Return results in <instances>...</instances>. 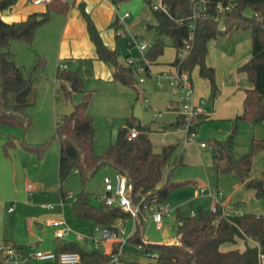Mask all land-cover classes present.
<instances>
[{
    "label": "trees",
    "instance_id": "obj_1",
    "mask_svg": "<svg viewBox=\"0 0 264 264\" xmlns=\"http://www.w3.org/2000/svg\"><path fill=\"white\" fill-rule=\"evenodd\" d=\"M126 2L129 0H114ZM152 6V0H147ZM205 1L206 10L198 12L192 28L191 15L196 2ZM18 0H0V13L12 9ZM169 14L154 11L156 24V41L146 53V58L153 64L164 54V39L169 38L173 47L178 50L190 46L186 57L179 61L176 56L173 62L181 71L190 73L198 67L202 78L211 83V99L219 96L216 84L215 69L207 65V44L219 34L234 28L250 30L252 38V57L239 68L249 74L253 84L246 90L243 113L236 120L252 123L264 121V0H163ZM218 5L229 6L228 10L218 11ZM87 21L91 40L94 42L99 59L114 69V79L123 85L135 88L136 74L134 69L119 63L116 50L107 47L99 34L92 18L80 5ZM247 8L252 15H246ZM71 9L69 0L46 1V11L30 14L25 20L7 22L0 15V136L3 125L20 126L25 130L32 124L27 109L31 105V95L35 84L41 79L47 60L37 55L33 65L27 69L17 61L11 47L15 41L32 45L37 29L56 14L67 15ZM116 30V23H114ZM59 90L67 102L73 93H83L80 103L74 105L76 111L72 116L62 115L56 122L55 138L60 146L59 182L63 199L68 195L64 183L72 174H78L83 189L72 203L74 215L81 220H91L100 227H112L118 218L128 219L129 215L119 208L107 205L101 197L95 196L86 189L88 181L102 166H110L117 173L127 176L132 187L135 203L143 205L156 199L159 203L166 201L175 190L185 187L193 181L164 180V171L172 159L178 144H167L161 152L154 150L149 137L148 127L137 124L134 117L126 120L124 127L118 130L116 141L111 142L103 154L95 152V134L93 118L87 113L92 92L85 89L84 77L75 70L60 69L56 72ZM137 100L139 98L137 97ZM207 119L200 115L193 129ZM186 121L184 115L169 125L168 129H178ZM132 129L138 131L135 138L130 137ZM17 138L10 136L4 145L5 152L17 146ZM22 147L43 157L47 144H32L24 140ZM218 148L215 166L220 175L234 174L244 189L254 190L258 199L264 200V169L259 177L252 176L254 156L264 150V138L251 142V153L235 158L232 154L233 137L225 141H214ZM182 157L173 162V166L182 164ZM183 225L177 229V244L145 245L147 250L155 252V259L135 261L121 257L120 264H260V255H264V214L243 213L237 216H223L216 211L198 207L192 216L182 217ZM144 222L139 220L130 239L132 246L143 242ZM243 242L245 248L224 249L225 245L237 246ZM57 251H73L81 255V264H113L112 253L85 250L76 242L64 243L57 240ZM26 264H59L53 262Z\"/></svg>",
    "mask_w": 264,
    "mask_h": 264
},
{
    "label": "rangeland",
    "instance_id": "obj_2",
    "mask_svg": "<svg viewBox=\"0 0 264 264\" xmlns=\"http://www.w3.org/2000/svg\"><path fill=\"white\" fill-rule=\"evenodd\" d=\"M18 3L19 0L16 3V8H20ZM117 3H119L117 11L120 16L129 13V17L124 21V28L121 29L122 32L128 33L127 38L123 35L117 36L118 61L125 65L129 56L135 62L143 61L157 36L154 29L148 28L150 25L156 24L153 6L147 0H129ZM7 11L11 12V10ZM252 13L251 8H247L245 11L246 15H252ZM130 37H135L139 43L148 45V49L141 53L136 46L129 48L127 41ZM164 43L165 50L160 63L175 61L176 50L171 40L165 38ZM11 49L16 54L18 63L27 69L33 65L37 55L43 56L47 60V66L41 79L35 84L30 98L31 105L27 109L32 118L30 128L25 130L20 126L11 125L1 127L0 241L15 243L18 247L23 248L26 256H29L36 249H40L38 248L39 240L47 239L44 244H39L41 248L51 247L54 230L49 227L48 221L62 218L74 234L70 239H75L77 234L83 235L87 240L78 241L77 244L85 250L106 253L110 250L109 242L95 243L92 240L94 236L98 235L96 223L91 220L78 219L72 211V203L83 189L78 174H72L67 179L63 186L68 195L65 199L61 196L59 142L55 138V133L56 122L62 115H65L68 101L66 102L61 94H58L59 82L56 79L58 66L53 61L52 54L44 55L39 52L34 42L32 45H28L23 41H15ZM156 66L158 65L151 63L150 74L136 75L135 88L117 83L118 89H114L112 95L106 94L108 85L100 81L96 83L98 85L96 90H91L93 82H85V89L92 92V102L87 113L93 118L95 152L97 154H103L108 145L116 141L118 130L126 123L129 116H133L135 106L139 101L138 97L143 100L141 116L136 119V122L148 127L154 150L161 152L164 145L178 144L172 159L165 168L164 180L169 178L171 181L194 182L175 190L165 201L174 210L171 216L166 219L169 222L166 227L170 229V236H165L162 230L157 229L153 219L144 222V237L151 244L166 243L175 236L179 216H191L198 207L211 209L214 199L210 191L218 190V186L223 189L224 185L215 166L218 154L215 140L225 141L230 136L235 137L236 144L232 149V154L237 159L251 153V145L245 141L249 139L251 125H248L247 122L238 125L239 122L233 120L234 118L231 121H226L212 117L203 122L195 130V135L189 139H186L184 128L168 129L170 124L176 122L178 116L177 110L170 109L171 104H178L182 109V105L186 102L183 92L171 85L167 74L157 72ZM141 77H144V82L139 81ZM83 95V93H73L70 101L75 104L80 103ZM189 104L201 106L204 112H207L206 107L211 106V101L200 99L197 102L194 92L193 97L189 99ZM197 117L194 121L198 119ZM10 136L19 140L17 146L9 149L6 154L4 145ZM22 140L32 144H47L44 156L38 157L34 152L24 149ZM202 143L205 144L204 148L201 147ZM180 157H182L183 163L173 166V162ZM263 169L264 154L259 156L257 154L253 159L252 175L255 174V178L259 177ZM116 175L117 172L114 168L102 166L89 179L86 189L95 196L101 197L105 193V177L114 179ZM29 185L34 189L32 194ZM230 186L229 184L228 187ZM201 188L206 189L201 191ZM227 195L224 196L227 197ZM242 205L243 209L249 212L264 214V200L256 198L255 195L247 197ZM10 208H13V211H10ZM240 210L242 211V208ZM38 223L43 225L42 229L38 228ZM133 226V219H128V233L132 231ZM225 246L224 249L238 247L243 250L245 248L243 242L237 246ZM126 251L131 254L129 259L146 260L143 253L132 245L127 246Z\"/></svg>",
    "mask_w": 264,
    "mask_h": 264
},
{
    "label": "crops",
    "instance_id": "obj_3",
    "mask_svg": "<svg viewBox=\"0 0 264 264\" xmlns=\"http://www.w3.org/2000/svg\"><path fill=\"white\" fill-rule=\"evenodd\" d=\"M46 1L49 0H45V3L36 4L34 0H19L18 5L20 8H16V5L10 9L11 12L6 10L5 12H1L0 15L2 18L4 17L3 19L7 22L25 20L32 13L46 11ZM69 1L71 2L69 13L67 15L56 14L52 17L50 22L41 25L37 29L34 44L39 52L44 55L52 54V59L56 62L58 68L62 65L65 69L78 71L84 77L85 82H93L94 84H92L91 90H96V88H98L96 83L100 81L108 85L106 94L112 95L113 90L118 89L117 83L120 82L114 79L113 67L99 59L96 46L90 38L88 24L81 11L80 5L84 4L86 11L96 25L105 45L110 49L116 50L117 53V33L114 23L117 18L116 15L118 14L117 7L119 3L114 0ZM207 47L208 54L206 62L207 65L215 69L216 84L220 93L217 99L213 101L211 99L210 81L200 76L198 67L193 70L191 76L194 83L195 100L197 102L200 99H208L211 101V106L209 105V107L207 106L208 108L206 107L207 112L203 110L204 115L207 117L203 122L210 120L212 117L224 119L226 121H231L234 118L233 120L236 121V117L243 113L246 90L253 87L251 80H249V74L239 70V68L245 65L252 57L251 32L247 29L234 28L211 39ZM161 57L155 62V64L158 65L155 70L167 75L174 74L176 72V67L173 65L174 61L160 63ZM125 66H127V64H125ZM170 109L177 110V121L178 117L182 115L180 106L178 104H171ZM236 122H239L238 125H240L247 121L237 120ZM247 123L251 125L249 128L251 133L249 135V141L245 140L246 142H249L251 145L254 139L264 138V121L262 123ZM125 124L122 127H124ZM235 140V137H233L232 149L236 144ZM263 154L264 150L258 153V156ZM252 176L254 177L256 175L253 174ZM220 177L223 179L224 185L223 189H220V186H218L217 189L222 193L223 204H235L242 208V213H252L243 209L242 204L245 203L247 197L255 195V191L244 189L240 179L234 174H224L220 175ZM229 184L231 185L230 187H228ZM224 195H227V197ZM51 220L52 219L48 221L49 227L54 230V235L51 239V247L41 248L39 246V244H44L47 240L44 239L38 241V248L40 249L57 250L55 229L51 226ZM168 223V221L165 222V229L163 230L165 236H170V229L166 227ZM38 228L42 229L43 225L38 223ZM176 234H178V232ZM71 236H74V234ZM70 237L62 242H78L76 236L75 239H70ZM19 248L24 252L22 247ZM111 249L112 244L110 245V250L106 253H109Z\"/></svg>",
    "mask_w": 264,
    "mask_h": 264
},
{
    "label": "built area",
    "instance_id": "obj_4",
    "mask_svg": "<svg viewBox=\"0 0 264 264\" xmlns=\"http://www.w3.org/2000/svg\"><path fill=\"white\" fill-rule=\"evenodd\" d=\"M34 3L40 4L45 3V0H34ZM153 9L156 11H162L166 14H169L168 8L163 0H152ZM229 6L223 7L218 5V11L222 12L228 10ZM206 10L205 1L196 2L193 7V13L191 15V20H193L191 27L195 25V20L198 16V12ZM129 17V13H126L122 16L117 14L115 20L116 23V33L117 36L123 35L127 38L128 33L126 31L122 32L121 29L124 28V21ZM124 33V34H123ZM129 48L136 46L141 53H144L148 49V45L139 43L137 38L130 37L127 41ZM190 46L178 50L177 57L179 61H182L188 51ZM127 66L134 69L136 75L140 74H150L151 73V62L145 58L143 61L135 62L130 56L127 58ZM176 67V72L172 75H168L171 85L177 87L184 94V101L186 102L182 105V115L185 116L186 121L183 126L179 128H184L186 132V139H189L195 135V130L193 129L197 116L203 113L201 106H191L189 104V99L194 95V83L191 76V73L188 71H181ZM60 69H63V66H59ZM140 82H144V77H141ZM198 118V117H197ZM178 128V129H179ZM138 135L136 129H132L130 132V137L135 138ZM201 147H205V144L202 143ZM105 193L101 196V199L109 206L119 208L123 212L129 215L128 219H133L134 226L130 233L127 231V219L118 218L116 223L112 227H100L98 226L96 231L97 236H94L92 240L95 243L101 241H107L112 244L111 252L112 263L120 264L121 257L130 258L131 254H128L126 251L127 246H131L130 239L132 238L137 222L142 219L143 222L153 219L156 223L157 229L164 230L166 219L171 216L174 211L173 208L168 205L166 202L159 203L156 199H153L151 202H146L144 205L143 201L135 203L132 196V187L130 185L129 179L123 174L117 173L114 179L110 177H105ZM31 194L34 189L31 185L28 186ZM206 188H201V191H204ZM213 197V203L211 210L216 211L218 208L221 209L223 216H237L242 215L240 206L235 204H223V196L219 190L210 191ZM50 207V206H47ZM13 211V208L9 209ZM192 216V215H191ZM51 226L55 229V239L58 241H65L71 235H73L72 230L67 225L66 221L62 218H54L51 220ZM183 221L178 219L177 227L182 226ZM77 241L87 240L83 235H76ZM179 242V235L172 237L166 244H177ZM149 242L143 238V242L137 244L135 249L143 253V257L146 259H155V252L147 250L145 245ZM28 262L36 263H59V264H81V255L78 252L73 251H63L59 252L57 250L51 249H36L34 253L26 256L24 252L13 242L11 241H0V264H26ZM260 264H264V255H260Z\"/></svg>",
    "mask_w": 264,
    "mask_h": 264
},
{
    "label": "water",
    "instance_id": "obj_5",
    "mask_svg": "<svg viewBox=\"0 0 264 264\" xmlns=\"http://www.w3.org/2000/svg\"><path fill=\"white\" fill-rule=\"evenodd\" d=\"M150 29H153L154 26H150ZM143 99H139V101L137 102L136 106H135V110H134V118H139L141 116V102ZM76 109L74 107V104L72 103V101H68L67 102V106H66V110H65V115L66 116H72L75 113ZM152 129H154V127H152Z\"/></svg>",
    "mask_w": 264,
    "mask_h": 264
}]
</instances>
